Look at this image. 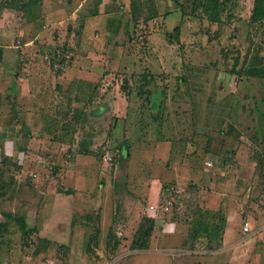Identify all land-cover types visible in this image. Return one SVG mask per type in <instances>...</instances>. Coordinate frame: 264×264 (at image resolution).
<instances>
[{
    "label": "rangeland",
    "instance_id": "1",
    "mask_svg": "<svg viewBox=\"0 0 264 264\" xmlns=\"http://www.w3.org/2000/svg\"><path fill=\"white\" fill-rule=\"evenodd\" d=\"M129 1L114 12L129 18ZM235 1L212 22L154 0L156 18L84 46L74 0H48L68 12L49 23L42 0H0V264H264V80L235 73L250 44L264 61V25ZM146 57L147 102L131 75ZM76 75L95 81L72 95ZM145 216L149 247L132 249ZM211 216L214 249L195 224Z\"/></svg>",
    "mask_w": 264,
    "mask_h": 264
},
{
    "label": "trees",
    "instance_id": "2",
    "mask_svg": "<svg viewBox=\"0 0 264 264\" xmlns=\"http://www.w3.org/2000/svg\"><path fill=\"white\" fill-rule=\"evenodd\" d=\"M32 2H39L40 0H31ZM103 0H94V9L95 11L92 13V15L97 14V8L98 5ZM110 2H113L115 0H109ZM174 3L177 5V9L180 11V15L182 17L190 15L191 13L194 14L196 10H202L203 13L210 19V21H218L219 14L226 8L228 3L234 4L235 0H184V2L180 3L178 0H173ZM26 8L28 7L27 4H25ZM190 6V7H189ZM158 16V10L156 3L154 0H130L129 1V13H128V19L131 21L132 25H138V22L142 20L144 23H147L151 19H154ZM127 19V20H128ZM249 22L253 25H264V0H253L252 8H251V15L249 18ZM176 33H178V29H173ZM251 30V29H250ZM169 33L168 35H170ZM170 39V36H168ZM1 52L0 49V58H1ZM246 58L244 59V65L240 66L239 69L235 70V73L239 77H245V78H252V79H259L264 80V61L261 57V53L258 52V49H254L252 44L248 46V49L246 51ZM236 62L234 64H237L238 58L235 57ZM235 66V65H234ZM150 71H147L145 73H140L141 82L138 85V94L142 99H144L146 102L150 98L151 91L150 89L144 90L143 88L148 84L149 81H151L152 78H154L152 73ZM143 80V81H142ZM124 86V85H123ZM264 127V118H262L261 121V128ZM264 131V129H263ZM262 138L263 134H262ZM263 139L261 140V143L264 142ZM125 146L128 147L126 141ZM1 174V172H0ZM10 217V215H9ZM14 220L17 222L18 227L22 231L23 234L28 235L32 232V229H30L24 222L23 216L21 215H12ZM198 221V222H197ZM195 221L196 225L202 230V233L200 234V237H205L207 240V246L210 249L218 248L221 245V239L220 232L222 231L218 226H214L212 228H209L208 225H211L214 220L212 216L209 220L206 222H203V220H197ZM210 221V222H209ZM223 219H221V222L223 223ZM155 225V220L151 217L145 216L142 220V222L139 224L136 232L133 235L132 241H131V248L135 250H144L148 249L150 244V237L152 235L153 229ZM4 227V225H2ZM0 225V227H2Z\"/></svg>",
    "mask_w": 264,
    "mask_h": 264
},
{
    "label": "crops",
    "instance_id": "3",
    "mask_svg": "<svg viewBox=\"0 0 264 264\" xmlns=\"http://www.w3.org/2000/svg\"><path fill=\"white\" fill-rule=\"evenodd\" d=\"M67 1H69V0H67ZM74 1L76 4H78V6L76 7L77 9L75 10L73 17L75 16V18H79L81 16V18L79 20H77V22H76L77 27L75 28V31H74V33L75 32L78 34L81 33V35H83V37L81 38L82 40L80 39L79 45H84V46L87 45V43L90 40L89 39L90 33L96 34L98 37L102 36V38L104 36L103 39L105 40V42L111 43V41L109 39V38H111V36H109V35H115L116 36L117 34H121V32L123 30H126L125 28L127 26H129V28L133 27L131 21L127 20L128 18L123 17L119 12H117V14L114 12L113 4L116 2L118 3V0H115L113 2H110L109 0H103L98 5L97 14L95 16L92 15V13L95 11L94 3H92V6H91L90 5L91 3L90 4L88 3L90 0H87V1L86 0H74ZM85 2H86V4H85ZM40 7H41L40 11H39L40 17L43 19V21H46L47 23L57 19L56 17H58L59 15L60 16L65 15L66 16L68 14L67 9H65V6L58 5L57 3L49 5L48 0H42ZM80 8H82V11H81L80 15H77V17H76V12H78V9H80ZM73 17H72V19H74ZM68 30H70V29H68ZM93 32H95V33H93ZM87 34H88V37H85ZM105 36H109V38L105 37ZM151 36H153L152 33H151ZM107 43H106V45H107ZM119 44H121V42ZM136 60H134L133 73H131V75L136 73L137 76L139 77L140 73H142V72L145 73L147 71H150L152 73V75H154L153 76L154 78H152L151 81H149L148 84L143 89L144 90L150 89L151 92H154V90H155L154 82H155V78L157 77V74H155L154 71H152V69H153L155 63L152 62L150 57H146L144 59H138L140 61L139 64L138 63L136 64ZM78 63H80V61ZM118 63H119V66H121V68L122 67L125 68L127 66V62L124 60H123V62L121 61V63L120 62H118ZM110 64H112V63H109L108 65L110 66ZM85 73H86V75L87 74L89 75L88 71H85ZM76 76L71 77L69 79L71 81L68 82V84L71 85V88L68 90H69V92L72 91V93H73L72 95H75L77 93L76 89L77 90L82 89L81 85L89 88L91 86V82L95 81V79L94 80L87 79L86 76H80V75H76ZM94 76H96V75H93V77ZM140 80H141V78H137V80H135V82L137 83V86H136L137 92H138V87H139L138 85L141 82ZM132 81H134V80H132ZM78 85L80 88H78ZM121 88L124 89V86L122 85ZM119 91L120 90H118V92H116V93L119 96H121ZM137 95L140 97V95L138 93H137ZM32 96H33L32 93L30 91H28L27 93L24 92V93H22V95H19V97L17 99L20 100L21 103H27L31 100V98H33ZM110 104L112 107L113 106L115 107L116 103H114V102L112 103L110 101ZM121 106L122 105H119L118 108L120 109ZM38 116H39L38 121H36V123L34 125L38 126L40 124L41 128L44 130V125L46 124L45 123L46 116L43 114H40ZM43 120H44V123H42ZM152 204H153V202H152Z\"/></svg>",
    "mask_w": 264,
    "mask_h": 264
},
{
    "label": "built area",
    "instance_id": "4",
    "mask_svg": "<svg viewBox=\"0 0 264 264\" xmlns=\"http://www.w3.org/2000/svg\"><path fill=\"white\" fill-rule=\"evenodd\" d=\"M19 47H20V45H19ZM44 59L46 60V59H48V61H49V65L50 66H52L51 68L52 69H54V68H58V67H60V66H63L64 65V61H60V60H63V59H58V60H56L54 57H48L47 55L44 57ZM207 165H211V163L210 162H207L206 163ZM248 226H249V223L248 222H246L245 223V225H244V228H243V230L245 231V232H249V228H248Z\"/></svg>",
    "mask_w": 264,
    "mask_h": 264
}]
</instances>
